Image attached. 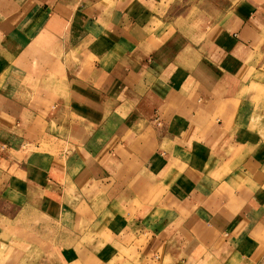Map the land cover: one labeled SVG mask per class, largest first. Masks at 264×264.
Wrapping results in <instances>:
<instances>
[{
  "label": "crops",
  "instance_id": "0c3cea01",
  "mask_svg": "<svg viewBox=\"0 0 264 264\" xmlns=\"http://www.w3.org/2000/svg\"><path fill=\"white\" fill-rule=\"evenodd\" d=\"M5 174L92 264H264V0H0Z\"/></svg>",
  "mask_w": 264,
  "mask_h": 264
},
{
  "label": "rangeland",
  "instance_id": "374dc122",
  "mask_svg": "<svg viewBox=\"0 0 264 264\" xmlns=\"http://www.w3.org/2000/svg\"><path fill=\"white\" fill-rule=\"evenodd\" d=\"M61 147L48 138L41 143L40 149L57 151ZM19 178L13 177L16 186L11 188L12 193L0 197V240L5 242L1 264H92L94 260H88L91 256H82L88 253L93 256L95 252L103 260L111 257L102 239L97 236L86 237L83 217L68 218L62 222V229L38 212L23 207V184ZM7 181L8 176L5 174L0 182V190ZM62 223L60 225L63 226Z\"/></svg>",
  "mask_w": 264,
  "mask_h": 264
}]
</instances>
